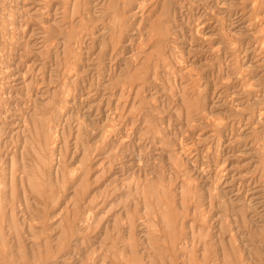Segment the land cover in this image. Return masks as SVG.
Instances as JSON below:
<instances>
[{"label":"rangeland","instance_id":"obj_1","mask_svg":"<svg viewBox=\"0 0 264 264\" xmlns=\"http://www.w3.org/2000/svg\"><path fill=\"white\" fill-rule=\"evenodd\" d=\"M0 264H264V0H0Z\"/></svg>","mask_w":264,"mask_h":264},{"label":"bare ground","instance_id":"obj_2","mask_svg":"<svg viewBox=\"0 0 264 264\" xmlns=\"http://www.w3.org/2000/svg\"><path fill=\"white\" fill-rule=\"evenodd\" d=\"M141 5H143V4H141ZM141 5H140V6H141Z\"/></svg>","mask_w":264,"mask_h":264}]
</instances>
